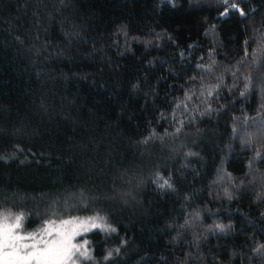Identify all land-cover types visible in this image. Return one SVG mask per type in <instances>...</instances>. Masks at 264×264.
<instances>
[{"label": "trees", "instance_id": "obj_1", "mask_svg": "<svg viewBox=\"0 0 264 264\" xmlns=\"http://www.w3.org/2000/svg\"><path fill=\"white\" fill-rule=\"evenodd\" d=\"M232 2L0 0V219L106 217L81 264H264V0Z\"/></svg>", "mask_w": 264, "mask_h": 264}, {"label": "snow or ice", "instance_id": "obj_2", "mask_svg": "<svg viewBox=\"0 0 264 264\" xmlns=\"http://www.w3.org/2000/svg\"><path fill=\"white\" fill-rule=\"evenodd\" d=\"M224 3L228 4L229 0H224ZM229 11H239L241 16L247 15L243 9L239 8V0H234L228 7H225L221 16L227 15ZM247 56L248 52L245 50V57ZM248 88L249 85L246 83L245 92ZM245 92H241L240 95L244 96ZM186 98L191 99L190 96ZM261 108H264V104ZM259 123H264V121L258 122L257 126ZM189 155L195 154L189 153ZM257 158L264 159V153L257 152ZM0 159L4 157L0 156ZM165 186L170 187L167 181L161 185V187ZM10 216V213L3 215L0 220V264H81V261H91L94 258L87 247L89 241L85 239L83 243H75L76 237L95 229L106 232L116 231L106 223V217L97 215L86 219L73 217L60 220L59 223L55 220L45 221L42 228L22 234L20 230L23 228L24 216L16 215L11 221ZM216 227L223 232L226 226L217 225ZM116 251L118 252L119 249ZM254 252L264 255V245H259ZM112 256L113 253L109 251L104 259L110 260Z\"/></svg>", "mask_w": 264, "mask_h": 264}, {"label": "rangeland", "instance_id": "obj_3", "mask_svg": "<svg viewBox=\"0 0 264 264\" xmlns=\"http://www.w3.org/2000/svg\"><path fill=\"white\" fill-rule=\"evenodd\" d=\"M86 218H88V217H86ZM86 218H80V219H86ZM69 219H71V218H69ZM0 220H2V219H0ZM66 220V219H65ZM11 221V220H10ZM57 223H59V221L57 222ZM77 238V237H76ZM74 242L75 243H83V242H79V241H76V239L74 240Z\"/></svg>", "mask_w": 264, "mask_h": 264}]
</instances>
